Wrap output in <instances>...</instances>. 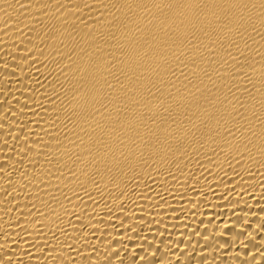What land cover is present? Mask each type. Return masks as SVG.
<instances>
[{
    "label": "bare ground",
    "instance_id": "bare-ground-1",
    "mask_svg": "<svg viewBox=\"0 0 264 264\" xmlns=\"http://www.w3.org/2000/svg\"><path fill=\"white\" fill-rule=\"evenodd\" d=\"M0 264H264V0H0Z\"/></svg>",
    "mask_w": 264,
    "mask_h": 264
}]
</instances>
